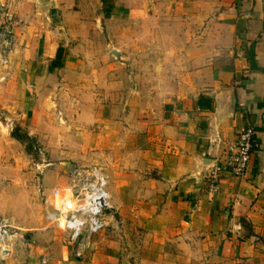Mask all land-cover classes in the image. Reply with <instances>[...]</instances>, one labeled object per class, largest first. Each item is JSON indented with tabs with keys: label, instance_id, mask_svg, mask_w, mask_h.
I'll return each instance as SVG.
<instances>
[{
	"label": "crops",
	"instance_id": "crops-1",
	"mask_svg": "<svg viewBox=\"0 0 264 264\" xmlns=\"http://www.w3.org/2000/svg\"><path fill=\"white\" fill-rule=\"evenodd\" d=\"M5 10L0 112L34 124L54 72L70 67L78 149L104 156L110 208L149 243L140 264L197 252L264 264V0H0V21ZM247 124V169L210 190L208 167ZM87 256L61 264H115Z\"/></svg>",
	"mask_w": 264,
	"mask_h": 264
},
{
	"label": "rangeland",
	"instance_id": "rangeland-1",
	"mask_svg": "<svg viewBox=\"0 0 264 264\" xmlns=\"http://www.w3.org/2000/svg\"><path fill=\"white\" fill-rule=\"evenodd\" d=\"M54 75L57 85L53 84L52 93L36 109L34 124H26L19 112L8 114L6 109L0 112V119L6 121V115L10 118L7 132L0 129V222L4 224L0 243L10 249L1 264H41V257L46 259L44 264H61L74 258L62 230L47 217L58 206L59 197H55L53 190L65 193L73 168H104L103 155L78 149L73 130L77 110L70 67L55 71ZM12 132L21 140L10 136ZM7 133L10 139H6ZM119 217L115 209L104 212V227L92 236L91 246L83 256L98 251L115 264L151 261V250L142 239V229L120 225ZM184 264L245 263L197 252Z\"/></svg>",
	"mask_w": 264,
	"mask_h": 264
},
{
	"label": "built area",
	"instance_id": "built-area-1",
	"mask_svg": "<svg viewBox=\"0 0 264 264\" xmlns=\"http://www.w3.org/2000/svg\"><path fill=\"white\" fill-rule=\"evenodd\" d=\"M0 21V65L7 61L14 40V20L5 10ZM254 129L250 124L243 126L228 147L223 161L211 164L205 176L208 187L214 190L219 173L228 172L233 176L242 175L247 169L252 147L254 145ZM108 176L100 166L73 168L70 172L65 193L53 190L59 197L58 206L48 214V219L57 225L65 235L74 258H81L91 246V238L104 227V212L110 208L107 190ZM4 224L0 222V240ZM9 247L0 243V264L9 254ZM44 264L46 259L41 257Z\"/></svg>",
	"mask_w": 264,
	"mask_h": 264
},
{
	"label": "water",
	"instance_id": "water-1",
	"mask_svg": "<svg viewBox=\"0 0 264 264\" xmlns=\"http://www.w3.org/2000/svg\"><path fill=\"white\" fill-rule=\"evenodd\" d=\"M37 2L40 3H48L50 0H36ZM258 158L260 160V164L264 166V150L259 152L258 154ZM212 161V160H211ZM209 163V161L207 162V164Z\"/></svg>",
	"mask_w": 264,
	"mask_h": 264
},
{
	"label": "trees",
	"instance_id": "trees-1",
	"mask_svg": "<svg viewBox=\"0 0 264 264\" xmlns=\"http://www.w3.org/2000/svg\"><path fill=\"white\" fill-rule=\"evenodd\" d=\"M60 54H61V48L58 46L56 49V53H55V59L56 60L60 58ZM198 101H199V98H198ZM10 136H12L16 140H21L20 137L18 135L14 134L13 132L10 133Z\"/></svg>",
	"mask_w": 264,
	"mask_h": 264
}]
</instances>
